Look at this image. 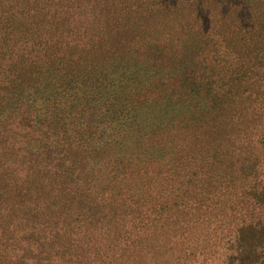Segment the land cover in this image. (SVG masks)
I'll return each instance as SVG.
<instances>
[{
    "label": "trees",
    "instance_id": "trees-1",
    "mask_svg": "<svg viewBox=\"0 0 264 264\" xmlns=\"http://www.w3.org/2000/svg\"><path fill=\"white\" fill-rule=\"evenodd\" d=\"M17 1L19 8L11 6L8 12L0 10V63L3 65L0 67V83H6L5 86L0 84V259L13 262L21 259V264H26L23 255L27 257L25 252L21 254L18 247L11 246V224L6 215L11 216L13 212L19 211L24 218L35 217L38 222L42 221L40 224L45 227H53L49 226V221L55 225L60 222L62 228L68 230L70 219L74 214L80 215L78 213H81L83 206L82 214L87 210V206L96 207L94 202L77 198L82 195L77 188L82 187L81 184L87 176L77 164L87 158L101 167L100 163L105 159L102 164L106 169L113 165L110 158H99L95 161L102 151L123 150V157L125 152L129 155L127 166L138 164L136 160L140 154L143 168L152 163L165 168L167 165L162 160L165 150H175L177 160L171 163L188 170V164L195 160L193 152L203 149V166L207 168L209 165L220 164L230 171L235 181V170L238 172L241 162L249 161L251 157V140L237 136L240 127L249 129V123L256 116L264 120V0ZM2 3L3 0H0V5ZM183 13H186L183 17L197 16L196 20L205 17L206 21H212L217 27L209 33V41L200 64L185 73L184 78L191 89L197 91L198 99L192 102L194 96L190 91L187 96L190 101L186 103L182 113L194 122L196 128L202 129L203 134L161 135L152 138L147 136L146 138L150 137L151 140L146 145H140L138 149L136 128L143 122L149 123L150 118L178 110L176 102L181 100V96L161 95L154 99L153 103L142 104V111L137 113L138 81L126 93L114 89L110 74L108 76L109 66L104 62L92 63V68L87 70L85 62L78 61L74 68L70 66V69L56 74L53 89L49 92L53 98L48 102L46 110H42L37 104L35 95L29 97L32 100L29 103L25 100L26 95L28 98L30 83L34 80V83L39 82L40 75L34 74L29 83L24 81V77H31L36 67L40 70L39 64L53 65L54 60L61 58L59 53L62 47L68 45L58 42L57 38L60 39L62 35L83 34L88 35L89 39L98 36L97 38L103 41L101 38H107L109 31L126 28L134 30L133 26L137 25L140 19H145V23L154 14H160L155 29L174 20L182 21ZM191 17H188V20ZM203 28L206 32L208 27ZM143 29L144 32L147 31L145 26ZM136 33L138 35V31ZM9 41L12 43L9 44ZM15 47L16 50L13 49ZM166 53L160 52L161 55ZM158 69L161 74L166 71L160 66ZM76 77L83 85L82 89L87 88L90 93L86 96L90 109L109 113H99L107 120L98 125L102 130L109 129L116 136H87L86 139L82 136L78 140H70L68 136H64L58 140L64 141L63 139L67 138V141H70L69 147L63 149L67 151V156L59 155V151L54 152L52 157L45 156L43 152L52 150L51 144L46 141V148L37 153L39 158L36 164L28 165L27 161L28 166L23 167V160L16 163L17 158L11 159L9 152L15 144L11 143V138L15 139L16 136H11L12 130L9 126L17 127L22 132L26 127L37 126L40 121L59 123L66 122L68 118L69 122L66 123H72L70 120L75 109L71 103L68 108L63 103L60 104V99L65 98V104L71 102V99H77ZM163 77L160 76L159 79ZM152 78H147L146 83L149 84ZM130 98L131 104L128 106ZM5 99H13L12 103L17 110H7L2 104ZM39 114H44L45 117L39 118ZM60 114L63 115L64 121L59 118ZM146 125L152 128L149 124ZM121 131L129 134V143H121ZM103 132L106 133L107 130ZM220 132L226 136H215ZM24 133L29 134L30 130ZM205 133L208 136H204ZM48 138L49 136L43 137L46 140ZM31 141L42 142V139L40 137V140L35 138ZM88 141L92 143L89 144ZM129 149H135V156L130 154ZM78 154L84 156L81 155L79 159ZM71 155H75V158H70ZM92 164L89 163V166ZM19 172L24 174L19 176ZM262 188L264 190V186ZM12 191L17 195L14 201L10 195ZM226 191L227 186L223 192ZM259 204L260 214L245 216L239 222L264 235V201L259 200ZM232 206L236 208L235 205H228L223 215L218 213L214 216L215 203L208 204L204 212L208 210L211 215V210L215 209L210 218L200 212L202 206L197 207L196 212H190V207L189 215L194 217L188 221L184 220L183 225H168L166 230L155 227L151 230L144 229L142 233H138L136 241L138 264H199L200 257L208 252L207 249L214 247L216 241L212 238L215 232L228 227L231 216L237 217L238 209L231 212ZM88 218H92V215ZM74 225L77 226L78 223ZM262 247L263 255H260L259 259L264 260V246ZM67 249L70 250V247H65V250ZM240 251L242 250L239 246L238 254L234 250V258L238 263H241L238 258ZM256 261L258 260L254 262Z\"/></svg>",
    "mask_w": 264,
    "mask_h": 264
},
{
    "label": "rangeland",
    "instance_id": "rangeland-1",
    "mask_svg": "<svg viewBox=\"0 0 264 264\" xmlns=\"http://www.w3.org/2000/svg\"><path fill=\"white\" fill-rule=\"evenodd\" d=\"M11 6L19 8L18 1L3 0L0 10L8 12ZM184 15L186 13H183L182 17ZM158 17L160 14H154L145 23V19H140L138 24L133 26L134 30L126 28L109 31L107 38L105 36L101 38L103 41L97 38L98 36L95 39H89L88 35L83 34L79 36L64 34L60 39L57 38L62 45L67 43L68 45L65 48L62 47L59 53L61 58L54 60L53 65L41 63L39 67L41 70L43 66L42 71L36 67L31 77L29 75L24 77V81L29 83L34 74L40 75L39 82L34 83V80L30 83L28 98L35 95L37 104L42 110H46L48 102L53 98L50 91L53 89L56 74L70 69V66L74 68V64L78 61L85 62L87 70L92 68V63L104 62L109 66L108 76L110 74L109 78L113 82L114 89L126 93L138 81L137 113L139 110L142 111L143 105L153 103L154 99L161 95L181 96V100L176 102L178 110L150 118L149 123L143 122L136 128L138 129V149L140 145H146L152 136L203 134L202 129L196 128L194 122L188 120L182 113L187 106L186 103L190 101V98H187L190 91L194 96L192 102L198 99L197 91L192 90L184 78L185 73L200 64L209 41V33L217 27L212 21H206L205 17L196 20L197 16H188L191 17L188 20L185 16L182 21L174 20L166 26L154 29ZM144 26L147 29L146 32L143 31ZM203 27H208L206 28L208 32H205ZM165 51L166 54H160ZM2 66L0 63V67ZM158 66L166 71L161 74ZM160 76L164 77L160 80ZM151 77H153L149 80L151 82L147 84V78ZM0 84L6 85V83ZM75 84L77 99H71V102L66 104L65 98L60 99V104L63 103L68 108L71 103L75 109L74 112L71 111L73 115L70 122L72 123L67 124L68 118L65 122L63 115L60 114L59 118H62L64 122L40 121L37 126L26 127L22 132L17 127L9 126L12 130L11 136H16L15 139L11 138V143L15 144H11L12 149L9 150L11 159L17 158L16 163L19 162L18 160H23L21 164L23 167L36 164L39 158L37 153H41V149L46 148V141L51 144L52 150L43 152L45 156L52 157L57 151L59 155L67 156V151L63 149L69 147L70 141H67V138L63 139L64 141L58 138L68 136L70 140L72 138L78 140L82 136L86 139L87 136L115 135L109 129L102 130L98 125L107 120L99 113H109L92 111L86 97L90 94L87 88L82 89L83 85L79 83L77 77ZM1 91L4 90L1 89ZM35 92L37 93L34 94ZM48 94L50 96L47 97ZM28 98L26 95L27 103L32 101ZM13 99H15L14 94ZM13 99H5L2 102L10 112L17 110L12 103ZM128 103L129 106L131 98L128 99ZM44 117V114H39V118ZM146 124L152 128L150 129ZM249 124V129L240 127V133L237 136L251 140V157L249 161L241 162L238 172L235 170V181L230 171L220 164L205 168L202 164L205 153L203 149V151L198 149L193 152L195 160L186 167L189 171L171 163L177 160V155L175 150L170 149L165 150L162 159L169 169L154 163L143 168L141 166L143 159L140 154L136 160L138 164H133L135 167L127 166L129 155L125 152L123 157V150L118 149L102 151L100 156L95 158V161L99 158H110L113 165L106 169L102 164L105 159H102L100 167L85 158V161L77 164L87 174L86 180L84 179L81 184L82 187L77 188L82 194L77 198L94 202L96 207L87 206V210L85 209L82 214L83 206L81 213H78L80 215L74 214L70 219L68 230L63 229L60 222L55 225L49 221V226L53 227H45L40 224L42 221L38 222L35 217L24 218L19 211L13 212L11 216L6 215L11 224V246L18 247L21 254L26 253V258L23 255L26 264H138L136 241H138V233H142L144 229L151 230L155 227L166 230L168 225H183L184 220L188 221L189 218L194 217L189 215L190 207H192L190 212L194 210L196 212V208L202 206L200 212L205 216L208 215L206 218H210L213 214L214 216L218 213L223 215L228 205H235L238 209L237 217L231 216L229 226L224 227L223 231L218 229L215 232L212 238L216 241L215 245L207 249L208 252L200 257L199 264H262L264 260L259 259V256L263 255L264 235L249 225L244 226L239 222L245 216L253 217L260 214L259 200L264 201L262 188L264 186V120L256 116ZM27 130H30L29 134L24 133ZM104 130L107 132L104 133ZM121 132V140H123L121 143L123 145L129 143L131 141L130 136H127L129 134L125 133L126 131ZM44 136L49 138L43 139ZM147 136L151 138H146ZM204 136L208 135L205 133ZM215 136L226 135L220 132ZM40 137L42 142L31 141L35 138L40 140ZM88 143L92 142L88 141ZM129 152L135 156V149H129ZM81 155L78 154L77 158L81 159L84 156ZM70 158L74 159L75 155H71ZM89 163L93 164L89 166ZM23 174L19 172L18 175ZM226 186L228 192L225 193L223 191ZM10 195L14 201L17 196L15 191H12ZM213 203H215V212L212 214L214 210H211V215L208 214V210L204 212L205 207ZM236 208L232 206L231 212H234ZM4 213L6 214V211ZM91 215L92 218H88ZM223 218L227 219L224 216ZM75 223L78 225H74ZM238 246L242 250L238 256L241 263L234 258V250L237 254L239 253ZM65 247H70V250H65ZM44 257L46 258L43 261ZM255 260L258 261L254 262ZM0 264H21V259L13 262L3 258L0 259Z\"/></svg>",
    "mask_w": 264,
    "mask_h": 264
}]
</instances>
